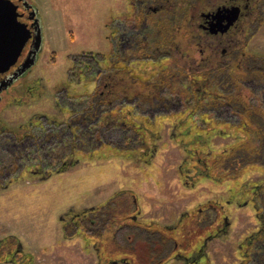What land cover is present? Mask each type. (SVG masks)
Masks as SVG:
<instances>
[{
	"label": "rangeland",
	"instance_id": "374dc122",
	"mask_svg": "<svg viewBox=\"0 0 264 264\" xmlns=\"http://www.w3.org/2000/svg\"><path fill=\"white\" fill-rule=\"evenodd\" d=\"M26 1L37 10L41 49L26 80L17 83L15 92L0 103L2 129L19 135L38 133L42 126L45 132H58L62 127L50 126L53 121L69 123L74 118L78 123L70 111L79 109L80 99L94 96L98 85L96 79L76 75L80 66L94 63L82 55L112 58L113 53L120 55V48L129 54L133 44H140L132 31L138 33V39L155 44L163 41L159 24L171 19L179 25L189 22L192 15H184L180 0ZM190 1L195 2L184 0L185 5ZM206 2L210 0H201L202 5ZM259 3L258 15L256 6V17L240 35L244 47L237 48L241 61L247 60L252 68L247 76L256 87L253 70L264 74V0ZM121 34L128 38L122 41ZM183 38L189 39L187 35ZM201 48L195 44L191 51L181 49L180 61L187 66L202 64L210 53ZM225 48V44L218 46V53ZM167 54L157 57L163 59ZM170 58L163 61L168 66ZM138 62L132 68L142 79L144 72L149 78L150 69L158 67L155 60ZM259 84H264V78ZM257 97L264 98V91L257 92ZM259 106L257 139H249L242 130L228 132L230 128L225 126L219 131L217 127L200 151L210 158L211 170L200 174L194 171L191 159L195 149L188 152L184 142L170 136L173 123L164 117L170 112L167 109L162 110L155 127L159 134L149 160L129 156L127 150L137 148L140 141L126 147L119 134L110 130L113 124L103 126V143L99 139L76 142V149L82 151L76 150L54 165L48 161L43 167H33L38 156L33 146H27L31 154L18 157L21 166L15 171L5 166L0 169V264L247 263L264 245L260 244L264 243V197L255 189L261 188L264 194V104ZM151 112L154 118L156 112ZM226 114L237 121L228 110L216 118L223 122ZM132 122L144 121L136 118ZM241 143V147L249 144L235 150ZM250 144H257V156L250 159L246 153L245 163L232 165ZM219 155L224 162L213 171L212 163ZM225 171L229 179L222 175ZM95 219L99 223L94 224ZM192 257L195 260L190 263ZM257 260L264 264V252L257 253Z\"/></svg>",
	"mask_w": 264,
	"mask_h": 264
},
{
	"label": "trees",
	"instance_id": "16d2710c",
	"mask_svg": "<svg viewBox=\"0 0 264 264\" xmlns=\"http://www.w3.org/2000/svg\"><path fill=\"white\" fill-rule=\"evenodd\" d=\"M172 1L173 3H176L177 0ZM180 1V3H183L180 8L183 7L182 11L184 15L192 13L191 16H195L198 22L202 12H207L211 8L228 3L231 0H210V3L206 2V5H202L201 0H195V2L190 1L189 4L186 2V5L184 0ZM253 1V6L251 7V10H249L251 16L248 20L250 23L252 19L256 17L255 9L257 6V0ZM187 6L189 9L186 8ZM172 10L168 9L169 12ZM181 20H183V15H181ZM191 21L190 18L189 22L186 20L184 23L178 25L173 24L174 21H171V19H166L161 25L159 24L160 27L157 25L160 32L158 35L161 37L160 40H163L158 41V44H152L144 40V38L138 39L137 34L134 33L132 36L136 37L135 40L137 42L139 41L140 44L137 47L134 46L131 48L130 52H128L129 54H126L125 48H123V51L122 48H120V55L113 53L115 57L112 58H105L104 55L94 53L82 55V57L90 58L94 63L92 64L88 62L87 64L89 65L84 64L82 67L80 66V69L78 70L79 72H77L76 75L80 78L96 79V81L98 80V85L94 96L80 99V101L77 102L79 109L75 112L70 111L72 114L71 116H77L75 119L78 120V123L74 122V118L72 120L70 119V124L68 122L64 123V126L70 127V130L75 137L74 141L72 139H67L68 144L73 143V145L76 146V144H79L76 142L85 143L91 142L92 140L96 141V139H99V141L103 143V126H105V124H113L115 130H113V128H110V130L112 132L116 131V134L120 135H118V137L122 138L124 144L127 145L126 147L134 141H140V145L137 148L128 149L127 154L129 156L136 155L145 160H149L151 157L150 151L153 150L152 143L154 139H157L159 134L155 127H157L159 119L162 118V113H164L162 110L167 109L165 111L168 113L170 110L169 114H164L165 116H163L170 117L173 123V132L170 133V136L174 139L177 138L179 142H184L187 146L188 152L191 153L192 149H195V155L191 157L195 162L193 167L197 164L198 160H201L200 163H198V166L203 168L207 165L209 169L205 170H211L210 163L208 162L210 158L206 157L207 155L202 154L200 151L207 147L206 144L212 137L213 132L217 130V127L219 128V131L223 130V127L225 126H230V131L232 130L231 124L226 125V122L224 121H216L218 113L225 112V109L221 107L226 105L233 97L238 96L237 101L240 102L247 101L248 98H245V96L239 92L241 90L238 91L235 87L229 94L225 92L223 88L225 79H222L221 76L226 70V66L223 64L224 62L221 54H219L215 48L210 51L208 45L210 44V39L207 38L200 40L197 38L199 41L198 43L202 44L203 42V46H208V51L211 52V56L202 61V64L200 63L197 66L193 63L190 64V66H187L186 63L184 64L180 61L179 53L181 54V49H185L187 52L191 51L190 46L195 45L193 37L203 33L197 26V23H195V26H190ZM185 24H187V27ZM141 31H143V29ZM186 35L189 39L185 40L183 37ZM196 45L198 44L196 43ZM203 46L199 45V47H202V50L205 49ZM170 50L175 53L177 58H171L170 65L168 66V63L163 61L169 58V56H165L163 59H158L160 57L157 56L162 53H172ZM131 55L137 58L132 60V57H127ZM153 58H157V60ZM151 60H155L158 63V67L150 69L151 71H149V74L147 73L149 78L144 76L145 72L143 73L145 79H142L140 75H135L136 73L132 68V64L135 61H139L138 63H144ZM221 60L222 63L220 62ZM249 69L252 70L250 66ZM199 70L201 71L199 72ZM230 71L231 76L234 78H237V72L242 73L241 68L238 69L237 67H234L233 69L230 67ZM72 72L74 73L76 70H73ZM227 83L232 85L239 84V86H241V83L237 79ZM142 107L145 108V111ZM177 107H180V109H176ZM137 109L139 111L136 114L140 112V109H143L140 112V115L134 114V111ZM151 110L156 112L154 118L151 116ZM236 111H238V109H232L233 113ZM240 111H242V113L245 112L244 114L246 117L249 116L241 123L240 128L244 132L243 134H246L249 139H257V108L246 110L241 109ZM242 113L239 115L244 117ZM136 118H141L144 122H132V120H136ZM81 121L83 123L85 122L87 126L89 125L90 128L84 126L85 124H81ZM124 122L126 123L124 124ZM50 123L57 127L62 124V122L58 121ZM42 129H44V126H42ZM93 131L97 132L96 136L91 134ZM59 133H66V131H60ZM48 140H50V136L43 139V141ZM61 141L62 140L59 142L61 143ZM242 141L246 142L247 140L244 139ZM113 142L114 141H111L112 147L116 148ZM242 143L235 150H241V148H244L245 144L241 147ZM247 144L249 143H246V145ZM101 148H103V145ZM54 151L57 150L55 149ZM240 153L241 157L239 159H233L232 165L245 163L244 157L246 156V153L248 155L247 158H255L257 156V144L251 145V148H247L246 152L244 151ZM220 156L223 155H219V157L217 156L215 163L214 161L212 163L213 171L216 169L218 170L224 162V158ZM66 158L67 156L63 157L61 154L51 156L49 157V165L62 162ZM41 159L44 160V158ZM38 160L40 161V159ZM186 163H188L187 160ZM4 165L5 164L0 163L1 168ZM186 171L187 170L184 172ZM196 173L200 174V172ZM222 175H224L225 179H229V177H226V171L222 173ZM260 244L263 245L264 243ZM258 247L261 246L258 245ZM259 251L264 252V245L257 252Z\"/></svg>",
	"mask_w": 264,
	"mask_h": 264
},
{
	"label": "flooded vegetation",
	"instance_id": "af4514ba",
	"mask_svg": "<svg viewBox=\"0 0 264 264\" xmlns=\"http://www.w3.org/2000/svg\"><path fill=\"white\" fill-rule=\"evenodd\" d=\"M25 1V0H24ZM149 2V0H148ZM147 2V3H148ZM253 0H231L228 3H224L221 5H218L216 7L211 8L210 10H208L207 12H202L200 14V18L198 19L199 21L197 22V18H195V16H191V23L190 25H194L195 23H197V26L202 30V34L196 35V37L194 36V42L195 44L197 43L198 45L203 46V42L198 43L199 41L197 40V38H199L200 40L203 39H210V51L214 50V48L216 49V51H218V46L225 44L226 48L224 49V51L221 53L222 56V60H223V64H225L226 66V70L224 71V73H222V79H225V84L223 86L225 92L227 94H229L231 92V90L234 89V87L241 92L245 98L247 97L248 100L247 101H237V97H233L229 102H227L226 105H224L223 109L228 110V112H230V114L234 115V118L237 119L233 120L231 119V116L224 117L223 120L224 122H226V125H232L234 130H242L240 128L241 123L244 122V119L249 117V116H245V112L242 113V111H240L241 109H250V108H257V110H260V106L261 104H264V98L261 97V99H258L257 97V92H263L264 91V84H259V81L262 80L264 78V74L262 75L261 71L260 73L257 72V70H253L255 73H252V75L254 76L253 81H257V87L256 84L252 83L251 80H249V76H247V72L251 71V69H249V65L246 63L247 60H245L244 62L241 61L242 57L241 52L237 51V50H241L244 45L242 44V38H240V35H243V33L245 32V30L247 29V27L249 26L250 22H249V17L251 16V13H249V10H251V7L253 6ZM146 3V4H147ZM150 3V2H149ZM236 4H241V12L239 14L238 19L232 24L231 27H229V29L225 32H221L218 31V33H211V24L213 22H215L214 20V16L217 14V12L219 10H223L224 8H232L234 7ZM259 0H257V15H258V6H259ZM151 5V4H150ZM150 8V7H148ZM20 12L21 14H23L24 16L29 15V10L25 9V7H20ZM148 15V12L145 13V16ZM31 17H34L33 15ZM35 17H38V14L36 13ZM224 24H227V21H224ZM143 27H145L144 25L142 26V29H144ZM40 26L37 25H33L30 29L31 32V38L27 41L25 48L18 60V62L6 73L0 74V103H2V101L4 99H7L8 97H10V95H12V93L15 92V85L17 83L23 82L26 80V76L27 74H29V72L32 70V68L37 64V56L39 54V51L41 49V45H42V31ZM213 29H215V27H213ZM41 33H40V32ZM136 34H138L137 32H135ZM198 33V32H197ZM134 35V32L132 31L131 36ZM121 38L122 40H125V38L128 37H124L123 34H121ZM136 38V37H133ZM139 44H133V47H137ZM205 46V45H204ZM203 46V47H204ZM131 47V48H133ZM238 47H240L239 49H237ZM228 48V51H227ZM206 51L209 52L211 54L210 51H208V46L205 47ZM215 51V52H216ZM172 52V50H171ZM208 55L211 56V55ZM168 56L171 55V58L175 57V53H168ZM207 57V58H208ZM170 58V59H171ZM205 60V59H204ZM203 60V61H204ZM222 60L220 61L222 63ZM230 67L233 69L234 67H237L238 69L241 68L242 73L237 72V78H234L233 76H231V71H230ZM237 70V69H236ZM235 70V71H236ZM233 72V71H232ZM237 79L239 80V82L241 83V86H239V84H228L227 82ZM245 82H249V86H247L246 84H244ZM26 83V82H25ZM36 86V85H34ZM37 87V86H36ZM233 92V91H232ZM232 109H238V111H236L235 113L232 112ZM243 114V116H240L239 114ZM218 117V116H217ZM239 118L241 119V122H238ZM216 121H219V118H216ZM238 124V125H237ZM1 128H0V163L1 164H5L3 167L9 171H15L18 166L21 164L19 163V158L18 157H22V155H28L31 154L30 152H27V146H33V150H34V154L36 156H38V159H40V161L37 159L36 160V164L34 163V166H42L44 165V163H47L49 161V157L54 156V155H63L67 156L66 160L69 159V156H73V154L76 152V150L78 151H82L80 148L76 149V146L72 144H68V140L67 139H72L74 141V134L71 132L70 127L68 126H64V123L60 124L59 127H62L60 129H58V132H53V133H48L45 132V129H41L38 133L32 132V133H28L25 135H19V134H14V133H10L5 131L3 128V124H0ZM50 126L52 127H57L56 125L53 126V124H50ZM230 128V126H229ZM246 129V128H245ZM60 131H66V133H70L69 135H66V133H59ZM230 132V130L228 131ZM227 132V133H228ZM244 133V132H243ZM49 134V135H48ZM91 134L93 136H96L97 132L93 131L91 132ZM50 136V140L48 141H43V139H46L47 137ZM56 139V140H55ZM60 140L61 143L59 142ZM57 142V143H56ZM100 142V141H99ZM61 144V146H60ZM60 146V147H59ZM79 146V145H77ZM57 151H54V150ZM258 150V149H257ZM28 153V154H27ZM59 153V154H57ZM17 156L16 158H14V162L11 160L10 158H13ZM42 157H46V161H44L43 159H41ZM201 160H198L197 164L194 165L195 171L199 172L205 169H209V167H207V165H205L203 168H200L198 166V163H200ZM8 162V163H7ZM63 162V161H62ZM63 167L67 165V163H63L62 164ZM31 166H26L27 170H30ZM1 169V166H0ZM0 179H1V175H0ZM257 195H259V197L264 194L262 193V189L261 188H255ZM254 189V190H255ZM86 215V214H85ZM82 217V216H80ZM94 224L99 223V220H94L93 221ZM178 242V241H177ZM258 247V246H257ZM255 252V254H254ZM253 252V255L248 257L247 263L245 264H251L253 262V264H257L258 260H257V249ZM254 259V261H253ZM195 260V258L192 257V259H190V263L193 262ZM18 264V263H17ZM26 264V263H23ZM192 264H195L194 262Z\"/></svg>",
	"mask_w": 264,
	"mask_h": 264
},
{
	"label": "water",
	"instance_id": "95a60500",
	"mask_svg": "<svg viewBox=\"0 0 264 264\" xmlns=\"http://www.w3.org/2000/svg\"><path fill=\"white\" fill-rule=\"evenodd\" d=\"M22 5L29 10L30 16L21 14ZM240 12L241 4L219 10L214 16L215 22L211 24V33L227 31L238 19ZM32 15L34 17H31ZM35 15L34 6L27 1L0 0V74L8 72L18 62L27 41L32 36L31 27L40 26L39 18ZM224 21H227V24H224Z\"/></svg>",
	"mask_w": 264,
	"mask_h": 264
}]
</instances>
